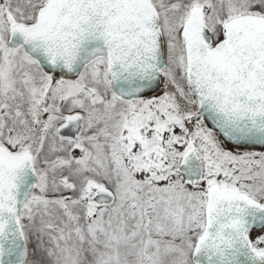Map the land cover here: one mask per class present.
Listing matches in <instances>:
<instances>
[{"label": "snow or ice", "instance_id": "6c2138e0", "mask_svg": "<svg viewBox=\"0 0 264 264\" xmlns=\"http://www.w3.org/2000/svg\"><path fill=\"white\" fill-rule=\"evenodd\" d=\"M0 264H264V0H0Z\"/></svg>", "mask_w": 264, "mask_h": 264}]
</instances>
